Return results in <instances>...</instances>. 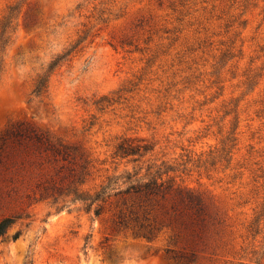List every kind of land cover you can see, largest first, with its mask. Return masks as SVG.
I'll list each match as a JSON object with an SVG mask.
<instances>
[{"label":"rangeland","instance_id":"rangeland-1","mask_svg":"<svg viewBox=\"0 0 264 264\" xmlns=\"http://www.w3.org/2000/svg\"><path fill=\"white\" fill-rule=\"evenodd\" d=\"M11 6L0 220L13 222L0 264H181L189 246L176 231L147 239L115 229L112 210L39 198L81 167L89 192L111 174L170 167L164 178L213 209L191 264H264V0H0V22ZM17 127L42 141L24 137L14 158L16 142L1 145ZM122 140L150 149L115 157Z\"/></svg>","mask_w":264,"mask_h":264},{"label":"trees","instance_id":"trees-1","mask_svg":"<svg viewBox=\"0 0 264 264\" xmlns=\"http://www.w3.org/2000/svg\"><path fill=\"white\" fill-rule=\"evenodd\" d=\"M17 14V7L11 6L0 22V51L9 42L10 32L14 29L11 20ZM62 56L53 59L49 68L56 65ZM46 83V76H39L33 91L39 94L46 87ZM24 137L33 139L37 143L42 141V136L34 129L17 127L10 131L6 139L2 141L1 147L7 139H11L14 144L16 142V146L12 145L9 154L14 158L19 157V147ZM48 145L50 150L61 155L64 160L70 155L66 147H56L50 143ZM149 149L150 146L146 143L138 145L129 140H122L115 146L113 155L119 158L130 157L128 161L134 162L138 160L136 155L141 156ZM169 170H171L170 167H165L163 171L157 168L150 172L149 168H146L141 175H138L139 172L135 170H125L107 176L97 189L89 192L79 187L85 181L84 167H81V172L73 175L65 186L51 187L50 191L44 188L40 191L39 198L50 197L52 203L59 201L69 204L79 203L84 212H91L95 217L100 216L105 209L112 210V224L115 229L130 231L147 239L155 237L163 229L176 231L171 238L175 239L182 235L189 246L188 252L178 258L182 260L181 264H191L196 260L195 251L191 247L195 244V237L205 231L213 215V209L209 201L199 193L174 185L171 178H164L163 175H167ZM60 207H65V204H61ZM12 222V217L0 220V237L4 235ZM13 237L15 238L16 234ZM172 257L177 258L176 255Z\"/></svg>","mask_w":264,"mask_h":264}]
</instances>
